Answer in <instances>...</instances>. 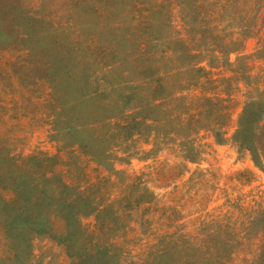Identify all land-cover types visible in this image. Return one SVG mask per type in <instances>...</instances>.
I'll use <instances>...</instances> for the list:
<instances>
[{"label":"rangeland","instance_id":"374dc122","mask_svg":"<svg viewBox=\"0 0 264 264\" xmlns=\"http://www.w3.org/2000/svg\"><path fill=\"white\" fill-rule=\"evenodd\" d=\"M14 4L16 21L0 22V264H256L264 163L235 132L264 93V6L244 20L240 0ZM219 106L229 112L221 129ZM31 155L54 157L45 170L57 165L110 205L77 217L74 231L45 208L48 227L7 233L22 197L2 198H14L19 176L38 178L35 163L17 167Z\"/></svg>","mask_w":264,"mask_h":264},{"label":"trees","instance_id":"16d2710c","mask_svg":"<svg viewBox=\"0 0 264 264\" xmlns=\"http://www.w3.org/2000/svg\"><path fill=\"white\" fill-rule=\"evenodd\" d=\"M240 3H243L244 5V13L242 16L244 20H247L248 15L252 13L254 8L253 6H258V8L264 6V0H240ZM154 5L159 7L161 6V2L157 3V1H155ZM143 9L145 10V8ZM16 11L17 9L14 4V0H0L1 24L7 25L8 27L12 25V23L17 19ZM150 16H152L151 12L145 14L144 24H149ZM6 30V33L8 34L12 31V28ZM187 55L193 56V54L189 52H187ZM192 68L197 72L200 71L199 67L192 65ZM47 74L49 75V72H47ZM64 74L66 75L63 77L65 79L63 88L67 92H73L74 90L71 89V87H73L75 84L74 82H71L73 73L68 70H64ZM149 74H151V71ZM128 87L130 89L132 88V86ZM74 89L80 92L79 86H75ZM97 92H100V88H94L92 92L84 93V95H87L89 98H91L94 96V94H97ZM134 98L135 96L131 91L127 94H123L120 98V102H122L125 108H128L131 107ZM205 99L218 103V100L212 98ZM64 105H66V102L60 104V106ZM157 105L158 104L155 106ZM197 113L195 112L193 114H188L185 119L188 120V118H195ZM214 116L217 120L224 119L222 122L217 124V128L221 129L227 123L229 112L226 109L223 110V108L219 106L214 111ZM145 117L146 119H152L153 121L157 120L155 118H148V116H143L142 119ZM131 121L134 124L137 122L135 118ZM67 129H75V127H69ZM235 138L242 148L248 150L251 153L252 160L255 164L264 163V93L259 98L250 100L245 105L239 117ZM53 159L54 157L41 158L36 155H31L24 158L19 164H17V167L21 164H24L28 167V163H35L36 167L42 168V170L38 178H35V180H33V177L31 180V177L25 178L23 176H19L15 182V186H13L14 198H2L4 206L7 207L8 205L15 202V196L20 195L22 197L20 205L15 208H10L9 210L10 215L4 224L7 233H11L16 237L23 239L27 236L22 235L27 234V232L40 231L48 227L50 224V218L45 217L43 212L45 208L52 209L55 211L54 213H57V211L59 212V210L62 211V217L65 221V224L69 227V229L67 228V232L69 230L72 231V229L74 231L76 229L75 223L78 219L77 217L82 214H89L93 212H96L98 215L104 212L105 209L110 205V203L105 204L97 197H93L90 191L84 189L82 186H78L67 181L64 177V170L58 169L57 165L56 167L52 166L51 168L45 170L47 162L51 163ZM52 176L58 177V181L55 184L57 194L50 197V194H48L49 189L47 188H49V183L51 182ZM32 191H36V195L34 197L32 195ZM252 224L257 226L258 229L260 228V230L257 232L260 244L258 248V261L256 264H264V211L259 214L257 218L252 220ZM221 243L223 246L230 244L228 241H221ZM216 257L222 256L217 255Z\"/></svg>","mask_w":264,"mask_h":264}]
</instances>
